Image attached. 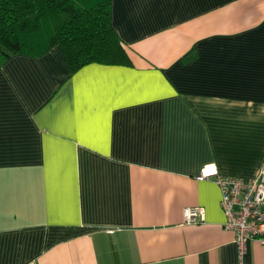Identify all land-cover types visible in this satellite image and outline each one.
I'll return each instance as SVG.
<instances>
[{
    "label": "crops",
    "instance_id": "1",
    "mask_svg": "<svg viewBox=\"0 0 264 264\" xmlns=\"http://www.w3.org/2000/svg\"><path fill=\"white\" fill-rule=\"evenodd\" d=\"M111 11L132 64L72 72L56 45L0 67V264H264L198 178L264 166V0Z\"/></svg>",
    "mask_w": 264,
    "mask_h": 264
},
{
    "label": "trees",
    "instance_id": "2",
    "mask_svg": "<svg viewBox=\"0 0 264 264\" xmlns=\"http://www.w3.org/2000/svg\"><path fill=\"white\" fill-rule=\"evenodd\" d=\"M112 0H0V67L55 45L72 72L98 62L132 64L112 23Z\"/></svg>",
    "mask_w": 264,
    "mask_h": 264
},
{
    "label": "built area",
    "instance_id": "3",
    "mask_svg": "<svg viewBox=\"0 0 264 264\" xmlns=\"http://www.w3.org/2000/svg\"><path fill=\"white\" fill-rule=\"evenodd\" d=\"M198 178L212 179L219 185L221 205L227 218L225 225L235 232L241 253L252 239L264 243V166L257 176L246 179L222 173L215 164H209L202 168ZM184 214L189 222L204 219L201 206L188 207Z\"/></svg>",
    "mask_w": 264,
    "mask_h": 264
},
{
    "label": "rangeland",
    "instance_id": "4",
    "mask_svg": "<svg viewBox=\"0 0 264 264\" xmlns=\"http://www.w3.org/2000/svg\"><path fill=\"white\" fill-rule=\"evenodd\" d=\"M56 46V45H55Z\"/></svg>",
    "mask_w": 264,
    "mask_h": 264
}]
</instances>
